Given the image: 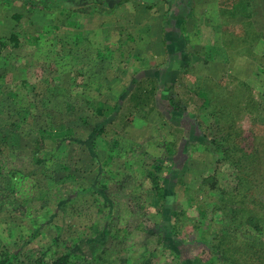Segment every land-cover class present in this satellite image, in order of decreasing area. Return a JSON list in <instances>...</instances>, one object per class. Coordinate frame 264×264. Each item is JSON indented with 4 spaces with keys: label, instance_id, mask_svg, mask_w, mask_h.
<instances>
[{
    "label": "rangeland",
    "instance_id": "rangeland-1",
    "mask_svg": "<svg viewBox=\"0 0 264 264\" xmlns=\"http://www.w3.org/2000/svg\"><path fill=\"white\" fill-rule=\"evenodd\" d=\"M119 1L0 0V44H5L0 47V138H5L7 167L16 175L12 181L0 178V243L11 252H65L77 236H97L107 223L117 238L105 237L101 247L114 264H142L152 252L156 256L144 264H178L173 258L178 251L200 260L190 264H218L209 248L191 242L216 244L228 230L232 209H251L247 201L253 190L237 187L239 170L227 164L218 166L214 185L223 193L207 195L216 156L210 142L233 139L258 155L264 167V0H221L224 20L208 37L224 50L210 62L196 55L171 87L162 83L161 64L135 58L132 19L142 18L143 8L153 2ZM57 8L78 13L75 27L67 26L71 18ZM168 92L186 105L207 137L185 153L186 122L164 119L155 104ZM222 100L228 106L220 117ZM98 104L102 114L95 111ZM35 154L43 165L35 163ZM168 168L178 170L165 198V206L175 211L170 222L145 176L153 171L168 178ZM69 173L72 179L64 181ZM254 191L263 202L264 190ZM37 195L42 200L33 198ZM210 199L222 200L217 210L213 204L200 216L196 207ZM163 221L175 226L179 248L160 238ZM246 230L253 232L249 225L236 229Z\"/></svg>",
    "mask_w": 264,
    "mask_h": 264
},
{
    "label": "trees",
    "instance_id": "trees-1",
    "mask_svg": "<svg viewBox=\"0 0 264 264\" xmlns=\"http://www.w3.org/2000/svg\"><path fill=\"white\" fill-rule=\"evenodd\" d=\"M126 1L128 0H120L118 4L124 3ZM57 10L62 13H67L71 18V20L67 23V26L75 27V17L76 15H78V13L75 14L73 9L71 8H57L56 11ZM231 16L234 17V14L232 13ZM13 38L14 37H11V39ZM0 47H5V44H0ZM161 80H163L162 83L164 84V86H167L165 82L166 74L163 76V79L161 78ZM162 99H158L155 102L160 115L164 119L171 122L184 120L188 126V132L183 138V153H185L192 146V144H203L204 141H206L207 137L201 129L200 124H198L194 120L190 112L187 111L186 105L180 101L179 97L172 92H168V94ZM222 101V106L221 102H218V104H220V106H218V111L221 114L220 117L224 116V111L222 113L221 109L224 110V108L228 106L227 100ZM160 108L165 109V111H167L168 113V116L170 115V117H167V113L164 114V110L162 111ZM95 111L102 114V104H98ZM211 114L212 116L215 115V111H212ZM95 130L97 133L101 131V129L97 130L96 128ZM229 137L231 136L228 134V139ZM1 141L5 142V138H0V178L6 181H12L15 179L16 175L13 170L8 169L7 167V160L4 149L1 145ZM210 144L214 146L216 150V156L213 163L214 171H212V175L208 176L207 179L209 181L208 183H212L213 186L206 188V193L210 191L212 198L221 196L220 194L223 193L222 190L218 189V187H215L214 185H216L217 183L216 176L218 166H224L225 164H227L230 167L232 166L234 170H239L240 176H236V181L239 183L237 187H241V189L245 192L253 190L251 199L247 201L248 203H251V209L245 211L244 209L246 208L244 207L233 208V217H231V222H229L228 224V230L222 233L221 236H218L220 238L216 244L209 246V240L205 239L193 240L191 244L199 243L204 247L209 248V251L212 254V256L210 257L218 258V260L220 261V263L218 264H264V201L260 202L258 199H256L255 194L257 195V193H255L254 191V189L260 192H263L262 190H264V167L260 159H258V155L254 156V152H245L244 149L241 148L240 145H238L233 139L229 142L226 140V144L219 142L218 139H213ZM35 163L38 165H43L44 161L37 158L36 156ZM170 166L172 168V166H174V162ZM171 168H168L169 173H171L168 178L162 179L153 171H147V174H145V176L150 179L152 189L154 190L155 196L157 198L158 206L166 207L164 208V217L165 220H169V222L172 217L171 215H175V211L171 205L165 206V198L167 196L166 193L169 194L171 192V189L175 184L174 180L178 176V170L171 171ZM242 168H247L250 170V172L248 170V172L244 173ZM72 177V173H69L68 175L63 176V180L65 181L68 178L72 179ZM60 180L62 181V178ZM202 187L204 188V185ZM96 193L99 194L100 197L105 198L104 192L97 191ZM33 198L42 200V197L40 195L34 196ZM190 200L191 199H189V201ZM221 200L222 199H219L218 202L211 200L210 203L208 202V205L205 203L202 207L201 205L197 206L196 208L198 213L200 214V216H205V214L207 213V208L213 204H215L213 211L217 210V207L219 206L216 205ZM190 204H192V202H190L189 205ZM53 215H55V213H53L51 216ZM169 222L163 221V224L167 223V225H165L164 228L166 229L164 230V233L160 238L165 242L168 240L169 243H172L174 245L176 243L177 247L179 248V245H181L182 242L175 235V226H170ZM41 225L42 224H39V227ZM243 225H249L252 228L253 232L246 230L247 232L244 231L242 233H238L236 229H239V227ZM160 226L164 225L160 224ZM229 226L230 228L234 226V230L232 229L229 231ZM34 233H36V230L35 232L33 231V234ZM107 236L112 237V239L117 238V236L109 230L107 223H105L97 236H92V238L83 237V235L77 236L74 239V246H71V249L59 253L56 251L51 252L50 248L41 249L31 253L24 252L21 248H17L15 251L11 252L8 249H4L0 243V264H114V262L112 261L113 255L110 254L108 249L101 247L102 240ZM238 236L241 238L239 239ZM230 237L233 238L236 243H233L230 240ZM235 237H237L238 239H236ZM155 256V252L149 254V258H151L152 260ZM143 257L146 258L147 256ZM144 258L142 260V264H144L145 262L150 263L149 258ZM173 258L174 260L178 261V264H190L192 260H194L195 263L200 261L196 256L192 258H183L180 251L175 252ZM160 264L169 263L162 262Z\"/></svg>",
    "mask_w": 264,
    "mask_h": 264
},
{
    "label": "crops",
    "instance_id": "crops-1",
    "mask_svg": "<svg viewBox=\"0 0 264 264\" xmlns=\"http://www.w3.org/2000/svg\"><path fill=\"white\" fill-rule=\"evenodd\" d=\"M151 1L153 3L143 8L142 18L137 16L132 19L136 24L132 33L134 37L136 35V40L138 37L135 58L151 61L149 64H161L164 68L160 70L166 74V85L171 87L183 76L184 68L197 59L196 55L210 62L213 58L216 60L219 49L224 50L218 41L212 42V38L208 37L224 20L218 5L221 0ZM129 7L126 5V9ZM153 11H158L157 16L152 15ZM211 11H215V20ZM230 11L233 13V7ZM249 17L250 14L246 18ZM215 37L218 40V33ZM208 51L213 53V57H209Z\"/></svg>",
    "mask_w": 264,
    "mask_h": 264
}]
</instances>
